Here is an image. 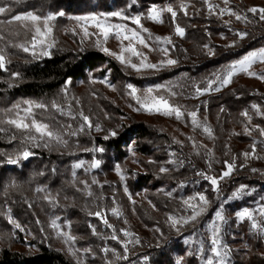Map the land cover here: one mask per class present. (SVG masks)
Masks as SVG:
<instances>
[{"label":"rangeland","instance_id":"374dc122","mask_svg":"<svg viewBox=\"0 0 264 264\" xmlns=\"http://www.w3.org/2000/svg\"><path fill=\"white\" fill-rule=\"evenodd\" d=\"M128 2L125 8L120 7L112 10L100 9L85 12H71L63 9L48 12L28 10L15 14H11L12 11L9 8L0 4V7L7 10L5 13L0 14V17L4 16L6 22L2 24L3 22L0 19V51L7 52V54H3L5 64L8 61L7 57H12V53H9L7 49L10 48V44H14L21 50H23V47H29L30 51L26 53L34 58L31 54L32 33L29 31L31 23L27 22V28L22 26L23 22L12 21L9 23L14 16L27 13L39 15L42 18L49 15L55 17L49 22L53 28L50 37L53 47L49 49L50 55L59 50L69 49L79 52L95 49L104 52L119 62L109 53L119 54L122 46H126L128 41H118L114 35H110L107 40H104L99 34V30L94 26V22L76 19L77 17L96 15L101 18L107 16L106 24L122 25L130 30H139L148 47L139 44L135 46L138 51L147 57L146 63H158L166 58L177 61L175 65L164 67L159 71L144 70L140 72L119 62L129 72L132 79L114 80L109 71L102 72L99 70L90 73L84 81H68L52 101L19 99L0 104V121L16 118V105H20V115L23 116L22 109L27 107L23 102L26 100L47 105L46 109H33L35 118L40 122L47 123L50 129L58 132L66 143H59L55 140L48 141L47 138H41L34 130L17 129L14 125L7 123L0 122V126L13 132L10 135L11 138L19 135L31 144L49 147L56 151L79 152L76 154V159L71 162L69 171L66 174L60 173L58 181H61L57 185L50 182L51 177H48L44 183L36 184H34L35 180L32 175L23 182L13 180L15 173L13 175L9 174L3 179L2 191L7 195H27L31 212L26 213V218L8 213L5 215L6 217L0 220V222L3 221L0 223V253L3 246H9L28 253L37 252L35 245L37 243L33 240L38 237L39 241L45 240L54 248L62 251L73 264H151L146 251L149 247L161 245L168 237V235L162 233L157 225L152 223L151 214L156 209L155 202L159 199L161 203L164 201L173 202V210L161 215L166 223L170 225L168 220L170 215L177 218L190 216L192 209L183 204L184 199L189 196L203 194L209 201L204 206L205 211L195 221L179 226V231L173 227H171V230L176 234L174 236L180 238L187 246V253L194 254L200 264H207L208 259H213L214 264H217L219 258L211 252V240L213 224H218L221 229V245L227 246L229 251L225 264H233L231 239L229 240L230 237L236 238L234 237L235 229L231 225L233 219L236 221V225L244 221L248 222L252 232L264 235V232H259L251 227L252 221L247 219L240 221L236 216L238 211L247 208L253 212L257 222H260L262 217L259 215V209L264 207V191L254 184L240 183L228 193L224 189L225 186H223L234 179L239 172L247 170L264 178V136L260 135L259 131L264 129V80L258 78L260 75H264V62L258 61L249 69V71L257 73V76L238 72L233 76L231 83L221 87L220 91L212 90L195 98V89L197 87L206 88L208 81L215 79L216 75L223 74L229 64L251 51L264 48V45L253 48L224 67L216 69L203 81L196 80L190 84H185V78L188 77L187 73L174 80H152L151 78L155 77L156 74L176 66L179 67L188 58L187 51L182 48L183 50L180 52L176 44V37L181 36L175 33V28L177 25L184 27L177 22L176 17L173 20L171 14L167 12H163L160 17L162 23L148 18V13L153 7L157 9L172 7L177 11L170 4L165 6L152 4L146 10H143L141 8L134 9L138 5V0L134 5L132 0H128ZM208 2L217 7L214 12L210 13L208 4H206V16L215 18L216 21H219L217 22L219 26L228 30L227 35L221 34V37H217L218 44L227 47L233 41H236L237 45L251 34H264V20L260 19L259 13L254 14L249 11L253 7L264 8V0H229L227 5L223 3V0H208ZM185 7L186 4H182L180 9L184 11L183 8ZM221 8L230 9L231 12L241 15L242 19L237 20L234 15L227 13L220 15ZM113 11H123L125 15L130 17L139 15L142 29H147V32L133 24L131 20L108 16ZM61 12L64 15H59ZM243 17H247V20ZM84 28H87L90 34L88 37L84 36ZM240 32H246L248 35L240 40L237 36V33ZM157 37L160 39L157 40ZM169 38L171 43L167 42ZM104 48L109 51L105 52ZM162 49L168 50L167 56H165ZM209 49L214 54H209ZM36 51L39 52V49H36ZM205 52L210 56H214L216 48L205 47ZM125 55L128 56L129 54L125 53ZM43 57L48 56H40L39 58ZM131 59L133 63L139 64L140 62L136 57ZM238 75L246 76L252 94H256L257 97L249 104V107L240 112L242 117L240 127L233 124L227 132V136L220 135L221 130L224 129V124L218 122V119L222 120L225 115L222 114V110L210 111L207 109L206 103L210 96L218 94L233 85L239 77ZM129 83L141 90L137 93L140 96H143V90L149 87L166 86L170 91L161 90L153 94L163 95L169 99L171 104L179 106L181 111L185 113L184 117L177 120L175 115L166 116L155 112L150 113L143 109L136 110L139 105L128 94L130 90L126 85ZM217 86H219L218 83L214 84L213 88ZM172 92L175 93L174 96L171 95ZM53 104L57 105L58 108L53 107ZM253 105L257 107L254 108ZM197 109L198 121L201 125L207 126L211 134L205 132L203 127L197 128L191 124V118L187 115V112ZM243 112H247L250 119L243 116ZM81 113L89 117L92 124L91 128L83 121ZM219 115H221V118ZM30 119L31 117H29V121ZM134 121H143L167 135L170 142L166 145V155L163 159L157 157V152L152 154L141 153L136 147L135 138H132L131 142L124 146L126 154L118 162L108 160L104 156L105 153L102 147L96 146V144L81 143L84 142L83 138L87 137H112V131H115V136H117L120 130H126ZM97 127L100 131L96 130ZM81 128H83L82 131ZM248 130H250V134ZM220 136L225 137L223 144L220 142L222 141ZM30 137H34V139ZM240 138L241 141H239ZM193 141H195V145ZM46 144L47 146H45ZM253 145H255L254 153L252 151ZM245 152L250 153L248 158L244 157ZM96 160L100 161V167L92 168L91 165ZM225 161L234 163L235 168L230 176L219 180L218 190H214L215 186L211 185L210 180L205 177L219 178L222 172L226 170ZM78 164L81 167L77 168L76 165ZM187 164L192 166V175L177 182L174 181V184L169 183L164 178L163 175L170 176L174 171L185 168ZM117 166L120 169L119 173L116 170ZM149 166L162 174L163 182L155 188L149 186L134 191L130 181L135 179L138 174L147 173V167L151 169ZM161 167L168 169V171L161 173ZM73 173H75V176ZM93 180L97 183H92ZM13 181L19 187H9ZM82 181H87L88 187H85L81 183ZM241 185L245 186L244 193L239 197H233V193ZM37 189H43L44 191H38ZM89 192H91V195H89ZM49 194L54 198V202L45 199ZM112 209H116L115 214H113ZM96 212H101L102 218L97 217ZM217 212L224 215L225 222L216 220ZM148 215L151 217L149 218ZM9 216L21 225V229H16L10 224ZM105 219L107 224L104 223ZM54 220L59 226L58 228L52 227V221ZM108 225H111V227ZM114 229L115 235L118 237L117 240L111 238ZM62 232L74 236L75 240L66 243L65 236L61 235ZM124 232L129 235L125 236ZM137 241L139 242L137 243ZM125 244L127 253L124 251ZM235 246L240 247L241 245L237 244ZM105 249L108 251H105ZM125 255L126 259L123 258ZM181 259V256L178 257V263Z\"/></svg>","mask_w":264,"mask_h":264},{"label":"trees","instance_id":"16d2710c","mask_svg":"<svg viewBox=\"0 0 264 264\" xmlns=\"http://www.w3.org/2000/svg\"><path fill=\"white\" fill-rule=\"evenodd\" d=\"M128 3V0H0L1 5L12 11L11 14L28 10L38 12L60 9L71 12L112 10L120 7L125 8ZM152 4L159 6L170 4L177 10L176 20L185 28L186 33L183 37H176V44L180 52L184 48L188 54L186 61L179 67L162 71L151 78L152 80H174L187 73L188 77L185 78V84H190L196 80L203 81L216 69L224 67L251 49L264 45V34H251L235 47H225L218 44L217 37H221V34L227 35L228 30L219 26L217 24L219 21H216L215 18L206 16L207 5L204 0H138V5L134 9L146 10ZM182 4H186V15L180 9ZM0 19L2 24L6 23L4 16H1ZM205 45L216 48L214 56L205 52ZM7 49L9 53H12V57H7L8 61L5 67L0 68V104L19 99L52 101L68 81H84L90 73L99 70L102 72L109 71L114 80L132 79L129 72L118 61L95 49L79 52L69 49L59 50L48 57L35 59L14 44H10V48ZM0 53L7 54L3 50ZM182 83L184 82L182 81ZM256 97V94L251 92V86L247 82L246 76L241 75L234 81L233 85L208 98L207 109L213 112L222 110V114L225 115L222 120L218 119V122L224 124V129L221 130L220 135L227 136V132L233 124L240 127L242 123L240 112L249 107V104ZM219 117L221 118V115ZM128 127L126 130H120L117 136L108 138L87 137L83 138L84 142L81 143L96 144V146L102 147L104 156L108 160L118 162L126 154L124 146L129 144L132 138H135L136 147L141 153L152 154L157 152V157L163 159L166 155V145L170 142L166 134L143 121H134ZM11 133H13L11 130H6L0 126V220L6 217L5 215L8 213L26 218V213L31 212L27 195H7L2 191L5 177L15 173L13 180L23 182L32 175L35 180L34 184L44 183L48 177H51L50 182L57 185L61 181H58L60 173L66 174L69 171L71 162L76 159V154L79 153L69 150L56 151L49 147L31 144L19 135L11 138ZM224 138V136H220L222 144ZM25 148L31 151L33 155L27 160L21 159L15 165L7 163L8 158H15ZM157 157L155 156L156 159ZM191 167V164H187L185 168L174 171L172 175L163 176L169 183L174 184L178 180L192 175ZM147 169V173L138 174L135 179L130 181L134 191L149 186L155 188L163 182L162 174L158 170L153 168L151 170L148 167ZM240 183L254 184L264 191V178L261 175L252 174L248 170L239 172L234 179L223 186L229 193ZM155 203L156 209L151 214L152 217L150 215L148 217H151L153 225H157L162 233L168 237L161 245L148 248L146 252L149 255L150 263L200 264L194 254L187 253V246L180 238L174 236L176 234L171 230V226L161 217L162 214L173 210V202L164 201L161 203L159 199ZM231 225L235 229L234 237H236L235 239L229 238L232 245L233 264H264V235L252 232L246 221L236 225V221L233 219ZM33 241L37 243L35 244L37 252L34 253L3 246L0 253V264H73L62 251L54 248L47 241H39L38 237L34 238ZM237 244L241 246L236 247ZM180 256L182 259L178 263Z\"/></svg>","mask_w":264,"mask_h":264},{"label":"snow or ice","instance_id":"6c2138e0","mask_svg":"<svg viewBox=\"0 0 264 264\" xmlns=\"http://www.w3.org/2000/svg\"><path fill=\"white\" fill-rule=\"evenodd\" d=\"M206 4H208L209 12L212 13L216 9V5L210 4L208 0H204ZM136 3V0H132V4L134 5ZM223 3L227 5L229 3V0H223ZM185 15L187 14L186 7L183 8ZM7 10L3 7H0V14L5 13ZM250 12L257 14L259 13L260 19L264 20V8H256L253 7L249 9ZM163 12H167L171 14V17L173 20H175V17L177 16V11H175L172 7H167L164 9H157L155 7L151 8L149 13H148V18L161 22L162 20L160 19L161 15ZM225 13L229 15H234L237 20L242 19L241 15L236 14L234 12H231L230 9L228 8H221L220 9V15H224ZM59 15H64V13H59ZM108 16L111 17H118L123 20H131V22L139 28L142 29L141 25V17L139 15H136L134 17H130L124 14L123 11H113L108 14ZM55 19L53 15H49L46 18H42L39 15H35L32 13H27L25 15H16L12 18V20L9 21L11 23L12 21H17V22H23L22 26L28 27V23H31V28L29 31H31L32 36H31V49H32V56L34 58H39L40 56H49L50 51L53 47V43L50 42V37L52 36L53 28L50 26L49 22ZM77 20H82V21H92L94 22V26L99 30V34L103 37L104 40H107L110 35H114L115 38L118 41H128L126 46H122L121 51L119 54L117 53H109L113 55L119 62L127 67H131L133 70L140 72L144 70H155L159 71L163 69L164 67L168 66H173L177 63L175 59L171 58H166L162 59L158 63H146L147 57L140 51H138L137 47L135 46L136 44H139L143 47H148V44L144 37L140 34L139 30H130L126 26L122 25H111V24H106L105 20L107 19V16L101 18L100 16H88V17H77ZM243 19L247 20V17H243ZM115 30V31H114ZM144 32H147V29H142ZM175 33L181 37L184 36L185 30L184 28L180 27L179 25L176 26L175 28ZM90 34L87 30V28H84V36L88 37ZM248 33L246 32H240L237 33V36L239 37L240 40H243ZM157 40L160 38L157 37ZM168 43H171L170 38L167 40ZM236 41H233L232 44L229 45V47H235L236 46ZM205 47H208L205 45ZM36 49H39V52L36 51ZM105 52H108L109 50L107 48L103 49ZM23 51L29 52L30 49L29 47H23ZM162 51L165 53V56H167L168 50L167 49H162ZM125 53L129 54L128 56L125 55ZM209 54H214L211 49H209ZM132 57H136L139 59V64L133 63L132 62ZM264 62V48L258 50V51H251L247 54H245L242 58L238 59L237 61L231 63L228 65L227 69H225L224 73L221 75H216L215 79L209 80L207 83L206 88H199L197 87L195 89V98H198L200 95L205 94L206 92H210L212 90L215 91H220L221 87H225L228 84L231 83L232 78L235 74L238 72H244L247 73L250 76H257V73L249 71V69L252 67L253 64L256 62ZM5 67V56L0 53V68ZM18 75V74H16ZM261 80H264V75H260L258 77ZM219 86L213 88L214 84H217ZM126 87L130 90L129 95L136 101V103L139 105V108L136 110H146L148 112H155L159 114H163L166 116H172L175 115L177 120H180L184 117L185 113L181 111V108L179 106H175L169 102V99L166 98L163 95H154V92H160L161 90L163 91H170L166 86L164 85H157L155 88L149 87L145 90H143L144 95L140 96L137 93L141 90L137 89L134 87L132 84H127ZM66 91V89H65ZM171 95H175L174 92L171 93ZM27 107L23 108L22 111L24 115H20V105H16L15 108L17 109L16 111V118H8L6 120L0 121L2 123H7L10 125H14L15 128L17 129H22V130H34L35 133H37L41 138H47L48 141L55 140L59 143H66V141L63 140L62 136L53 130L50 129L49 125L44 122H40L35 118V115L33 113V109H46L47 105L42 104V103H35L33 101H24L23 102ZM53 107H57V105L53 104ZM254 108H256V105H253ZM187 115L191 118V124L194 127H203V130L209 134H211L210 129L207 126H203L200 124V122L197 119L198 116V109L197 110H192L190 112H187ZM243 116L248 117L247 112L242 113ZM83 121L87 124L89 128L92 127V124L89 120L88 116L83 115L81 113ZM29 117H31L29 121ZM250 119V117H248ZM70 127V126H69ZM83 128H81V131ZM97 131H100L99 127L96 129ZM249 134H250V130ZM260 135L264 136V129H260ZM74 134V133H73ZM112 136L116 135L115 131L111 132ZM34 139V137H30ZM107 138V137H106ZM191 139V138H190ZM193 144L195 145V141H193ZM47 146V144L45 145ZM102 151V149H100ZM253 153L255 152V145H253L252 148ZM33 153L29 151L27 148H25L21 153H19L15 158H8L7 163L8 164H18L21 159L27 160ZM245 158H248L250 153L245 152L244 154ZM225 166L226 170L222 172V174L217 177H210L206 176L205 178L210 180L211 185L215 186L214 190H218V185H219V180H222L228 176H230L235 168L234 163H230L228 161H225ZM210 166V165H209ZM77 168L81 167V165H76ZM92 168H99L100 167V161L96 160L93 162L91 165ZM117 172L119 173L120 169L119 166L116 168ZM168 169L161 167L160 172L165 173L167 172ZM255 171V169H253ZM75 176V173H73ZM203 175V173H201ZM123 179V177H121ZM85 185V187H88L87 181H82ZM92 183H97V181L93 180ZM9 187H19V185L16 184L15 181H13ZM38 191H44L43 189H37ZM127 191V189H125ZM245 191V186L241 185L236 192L233 193V197H239L242 193ZM89 195H91V192H89ZM45 199H48L49 202H54V198L51 197V195H47ZM131 199V196H130ZM198 201L199 203H197ZM209 201L207 200L206 196L203 194H198L197 196H189L187 199L183 200V204L187 206L188 208L192 209V212L189 217L185 218L183 216L177 218L176 216L170 215L168 217V220L170 221V225L173 228H176L179 231V226H182L184 224H187L189 222H193L199 217L204 211L205 207ZM113 214L116 213V209H112ZM95 215L97 217L102 218V213L101 212H96ZM259 215L262 217L260 222H257L253 212L249 211L247 208L238 211L236 213L237 218L240 221H244L245 219L252 221L251 227L253 229L258 230L259 232H264V207L259 209ZM9 222L11 225H13L16 229H21V225L17 223L11 216L8 217ZM216 220L217 221H222L225 222V217L222 213L217 212L216 213ZM104 223L107 224V220H104ZM111 227V225H108ZM52 227L53 228H58L59 226L56 224V221H52ZM95 231V229H93ZM220 227L218 224H213V236L211 240L212 248L211 252L214 254L215 257L219 258L217 264H225L226 259L229 255V251L227 249V246H222L221 245V239H220ZM61 235L65 236V242H71L75 240L74 236H71L68 233H61ZM124 235L127 236L129 235L127 232H124ZM113 240H117L118 237L115 235V229L113 230V235L111 237ZM139 241H137L138 243ZM71 251V248L69 249ZM87 251V250H86ZM105 251H108L105 249ZM124 251L127 253V246L126 244L124 245ZM123 258H127L126 255ZM207 264H214L213 259H208Z\"/></svg>","mask_w":264,"mask_h":264}]
</instances>
